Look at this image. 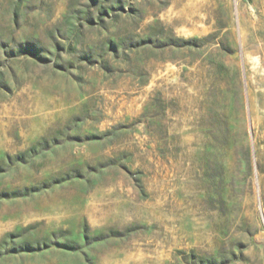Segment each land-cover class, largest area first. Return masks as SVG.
Returning a JSON list of instances; mask_svg holds the SVG:
<instances>
[{"label": "rangeland", "instance_id": "rangeland-1", "mask_svg": "<svg viewBox=\"0 0 264 264\" xmlns=\"http://www.w3.org/2000/svg\"><path fill=\"white\" fill-rule=\"evenodd\" d=\"M0 264H264V0H0Z\"/></svg>", "mask_w": 264, "mask_h": 264}, {"label": "bare ground", "instance_id": "bare-ground-1", "mask_svg": "<svg viewBox=\"0 0 264 264\" xmlns=\"http://www.w3.org/2000/svg\"><path fill=\"white\" fill-rule=\"evenodd\" d=\"M208 94H211V91H210V90L208 91ZM209 96H210V95H209ZM201 104H202V101H201Z\"/></svg>", "mask_w": 264, "mask_h": 264}]
</instances>
